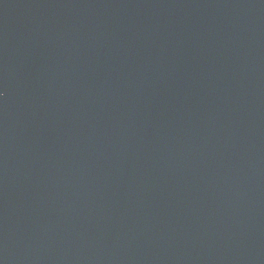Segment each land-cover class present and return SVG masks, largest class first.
<instances>
[{"label": "water", "instance_id": "water-1", "mask_svg": "<svg viewBox=\"0 0 264 264\" xmlns=\"http://www.w3.org/2000/svg\"><path fill=\"white\" fill-rule=\"evenodd\" d=\"M0 264H264V0H0Z\"/></svg>", "mask_w": 264, "mask_h": 264}]
</instances>
